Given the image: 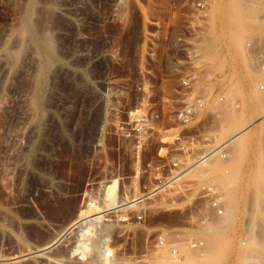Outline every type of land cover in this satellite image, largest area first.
Wrapping results in <instances>:
<instances>
[{
  "label": "rangeland",
  "instance_id": "1",
  "mask_svg": "<svg viewBox=\"0 0 264 264\" xmlns=\"http://www.w3.org/2000/svg\"><path fill=\"white\" fill-rule=\"evenodd\" d=\"M242 1L253 5L252 20L241 19L245 37L235 54L230 0H0V264H94L73 257L72 231L42 256L32 250L88 212L108 180L123 176L122 195L137 194L136 161L123 144L116 148L110 122L140 98L142 33L187 14L201 30L208 129L235 123L240 113L251 123L240 159H228L236 163L235 206L220 229L203 222L214 215L197 195L212 175L199 169L188 188L151 199L143 224L116 226L110 243L120 264H237L241 250L253 247L245 203L255 170L264 171V70L255 59L264 48V0ZM211 40L217 47L205 49ZM214 233L222 237L213 240Z\"/></svg>",
  "mask_w": 264,
  "mask_h": 264
},
{
  "label": "built area",
  "instance_id": "2",
  "mask_svg": "<svg viewBox=\"0 0 264 264\" xmlns=\"http://www.w3.org/2000/svg\"><path fill=\"white\" fill-rule=\"evenodd\" d=\"M197 5L202 7L201 3ZM196 23L197 18L187 14L179 24L142 33L138 79L134 85L140 98L123 112L124 116H116L110 122L116 148L123 144L124 154L136 161L138 191L131 198L137 197L138 206L133 210L118 209L119 200L126 198L122 191L127 186L123 176H117L108 198L103 189L101 195L90 199L91 205L99 206V217L87 220V230L73 228L77 241L73 257L83 256L85 260L93 257L94 264H120L115 256L117 250L110 243L116 226L143 224L151 199L172 188H188L190 177H195L197 170L208 169L216 158L229 157V141H216L208 129L209 111L205 110L207 94L199 51L201 30ZM255 59L264 70V48L257 50ZM259 88L264 89V82ZM109 105L116 110L112 106L115 102L109 101ZM197 196L205 200L212 215H223L221 194L214 183H204ZM245 239L243 235L242 240ZM78 240L95 241L98 246L88 247L82 253L84 247ZM192 240V246L200 245L196 238ZM159 243L165 245L163 239ZM169 250L176 253L173 246Z\"/></svg>",
  "mask_w": 264,
  "mask_h": 264
},
{
  "label": "bare ground",
  "instance_id": "3",
  "mask_svg": "<svg viewBox=\"0 0 264 264\" xmlns=\"http://www.w3.org/2000/svg\"><path fill=\"white\" fill-rule=\"evenodd\" d=\"M230 6H231L230 16L232 19V24L231 26H229L227 30L228 31L227 37L230 39L231 43L236 46L237 50L235 54H239L240 45L243 42L242 40L245 37V34L243 33V31H245V27L241 25V19L246 18L247 21L251 22L252 20L251 14L253 12V8H252L253 5L250 3H243L242 0H230ZM202 47L204 46L202 45ZM209 47L216 48L217 45L214 44L211 40V42H209V44L204 48L206 49ZM208 54L211 55V50L207 51L206 55ZM255 80L257 79L255 78ZM247 94H248L247 98L255 99V95L251 93H247ZM263 100H264V97H263ZM244 118H245V114L240 113V115L236 118L235 123L230 124L228 122L227 123L223 122L221 125H219L217 129L212 131L215 136L216 141H220L224 139H227L229 141V157L226 160H219L220 163L217 168H216L215 162L213 161L209 163L208 165V167H210L211 169L210 170L211 175H212L211 182L213 183V181L214 182L219 181V187L217 188L220 191L222 207L225 212L224 215L221 217L213 216V218L212 217L208 218L205 215L201 216V218L204 220L203 222H206L209 226H211L212 231L216 229H220V226H223L227 223V221L231 217L232 207L235 206V202H236L235 195L237 193V190L234 187L235 185L234 176H235V171H236L235 170L236 163L234 162L240 159V154H241V149H242V144H243L242 137L247 127L251 124L250 122L248 124L244 123ZM232 158L234 162L231 165L230 162L228 163V159L230 160ZM218 168H221V169L217 171ZM200 170H197V172L194 173L193 175H195L196 177H200L203 172ZM215 172L218 173L217 176ZM250 181H251L249 184L250 189L248 190L249 200H246V203H245V208L247 212L245 223L247 227L246 232L248 235L246 244L251 245L253 247L244 248L243 250H241V252L239 253V255L241 256V259L237 260V264H264V194L261 191L262 188H264V171L255 170ZM116 182H117L116 179L113 178L108 181V185H106L107 183L105 184V187L103 188L105 189V192H104L105 197L108 198L109 195L113 193ZM102 193H100V195ZM136 198H137L136 196L133 198H129L127 196L126 198L119 200V204H117L116 206H119L118 209L136 208L138 206L136 203L137 200H135ZM94 206L95 205L89 207L88 212H84L83 214H80V215L78 214L76 218L74 219V221L71 222L66 227H64L61 230L62 232L55 239H53L49 243L34 246L32 252L35 255L42 256L43 254L48 252L50 249H52L54 244L59 239H63L61 237L62 236L64 237L66 232L73 231V228L75 227H79L80 230L85 229L86 228L85 226L87 225V220H91L93 218L99 217V214H97L98 212H100L98 210L99 206H95V207ZM73 224L75 226H73ZM221 237L222 235L214 233L212 236V239L217 240L218 238L220 239ZM59 241L57 243H59ZM78 244H81L84 247L82 250V253L88 247L91 249H94L98 246V243L95 241L88 242V241L81 240L78 242ZM243 246H246V245L243 244Z\"/></svg>",
  "mask_w": 264,
  "mask_h": 264
}]
</instances>
